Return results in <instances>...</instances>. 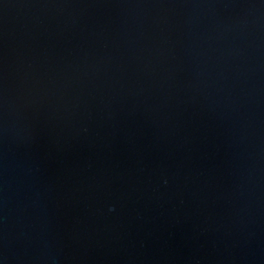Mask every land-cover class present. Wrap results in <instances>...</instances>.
I'll use <instances>...</instances> for the list:
<instances>
[{
  "label": "water",
  "instance_id": "water-1",
  "mask_svg": "<svg viewBox=\"0 0 264 264\" xmlns=\"http://www.w3.org/2000/svg\"><path fill=\"white\" fill-rule=\"evenodd\" d=\"M0 264H264V0H0Z\"/></svg>",
  "mask_w": 264,
  "mask_h": 264
}]
</instances>
